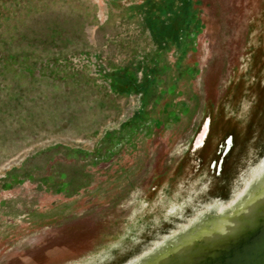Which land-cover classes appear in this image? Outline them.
<instances>
[{
    "label": "water",
    "instance_id": "water-1",
    "mask_svg": "<svg viewBox=\"0 0 264 264\" xmlns=\"http://www.w3.org/2000/svg\"><path fill=\"white\" fill-rule=\"evenodd\" d=\"M158 136L48 178L0 264H264V0Z\"/></svg>",
    "mask_w": 264,
    "mask_h": 264
},
{
    "label": "rangeland",
    "instance_id": "rangeland-1",
    "mask_svg": "<svg viewBox=\"0 0 264 264\" xmlns=\"http://www.w3.org/2000/svg\"><path fill=\"white\" fill-rule=\"evenodd\" d=\"M4 6L0 225L48 178L166 131L247 13L244 0Z\"/></svg>",
    "mask_w": 264,
    "mask_h": 264
},
{
    "label": "trees",
    "instance_id": "trees-1",
    "mask_svg": "<svg viewBox=\"0 0 264 264\" xmlns=\"http://www.w3.org/2000/svg\"><path fill=\"white\" fill-rule=\"evenodd\" d=\"M165 1H167V0H165ZM186 1L188 2L189 0H186ZM6 2H7V0L6 1L0 0V25L2 24L3 19L7 20V18H9V16H8L9 14L5 13L6 6H4V4H6Z\"/></svg>",
    "mask_w": 264,
    "mask_h": 264
}]
</instances>
